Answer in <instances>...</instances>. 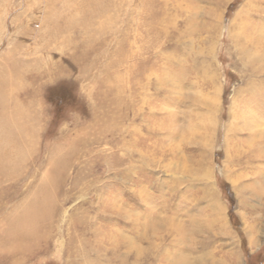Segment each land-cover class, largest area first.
I'll return each instance as SVG.
<instances>
[{
  "label": "rangeland",
  "instance_id": "rangeland-1",
  "mask_svg": "<svg viewBox=\"0 0 264 264\" xmlns=\"http://www.w3.org/2000/svg\"><path fill=\"white\" fill-rule=\"evenodd\" d=\"M246 1L0 0V88L29 128L3 151L0 264H264V2Z\"/></svg>",
  "mask_w": 264,
  "mask_h": 264
},
{
  "label": "bare ground",
  "instance_id": "bare-ground-1",
  "mask_svg": "<svg viewBox=\"0 0 264 264\" xmlns=\"http://www.w3.org/2000/svg\"><path fill=\"white\" fill-rule=\"evenodd\" d=\"M250 0H247L245 2V6L247 3H249ZM260 1H263L264 0H259ZM246 10V8H245ZM102 12V11H101ZM246 14V13H245ZM246 29V28H245ZM242 34V32H241ZM250 34V33H249ZM247 36L246 35V30H245V42L247 41ZM259 37V36H258ZM263 39V38H262ZM259 43V42H258ZM257 43V44H258ZM249 46V45H248ZM249 49V48H248ZM252 58V57H251ZM262 58V57H261ZM257 62H261L263 61L262 63H264V58L263 59H260V57L256 58ZM11 78V77H10ZM12 79V78H11ZM4 82V81H3ZM6 82V81H5ZM11 82V81H10ZM12 83V82H11ZM13 85L9 84V82L6 84V87L10 88L12 87ZM251 87H248V86H245V90H248L250 91ZM256 90V89H254ZM253 92V90L251 91ZM257 94H254V97L255 95L258 97V98H262L263 101H258L255 103V107L256 108H259V106L263 105L264 107V96L261 95V93L263 94L264 90L262 92H260V90L256 91ZM8 95V92H6V90H4L3 88H0V133H8V134H4V136H0V166L3 167V168H7L9 166V162L7 160L8 158V155H3V151H4V147H6L10 142H12L10 139V136L9 135H12L11 133H16L18 134V137L21 141V144H23V149H20V151L18 150L19 152V156L20 158L24 155H22V152L24 153V149L27 147V144H28V138L26 137L29 133V128H27L25 126V124L23 123H20L23 122V118L25 117L24 116V113L22 112L23 110L18 108L17 106H14V104H12L11 106H9L11 109L9 111H7V105H9L7 102V96ZM247 102L249 101H245V106L247 105ZM241 103V102H240ZM242 104V103H241ZM18 105V104H17ZM240 105V104H239ZM240 107V106H239ZM248 107V106H247ZM247 107H245V109H247ZM250 107V106H249ZM237 109V108H236ZM242 109V108H241ZM240 108L234 112H232V110H230V118L232 116V119H236V123L235 125L237 126L238 124H240L241 120L243 119V112ZM249 109V108H248ZM258 110V109H257ZM238 111H239V114H238ZM259 112V111H258ZM245 113V112H244ZM250 113V112H249ZM248 113V114H249ZM260 113V112H259ZM239 116H238V115ZM261 114V113H260ZM236 115V116H235ZM242 116V117H241ZM245 117V116H244ZM250 118V115L249 117ZM252 118V117H251ZM260 120L259 116H258V113L256 114V120ZM244 121V120H242ZM27 122V121H26ZM245 124H241V126H237L236 128V132H239V130L243 128L242 131L246 132L247 134L249 135H253L254 137H256L257 135H260L258 134L256 131L257 130H254L255 128L254 127H257V124L252 121V120H249L247 121V118H245ZM12 123V124H10ZM233 123V121H232ZM244 125V127H243ZM10 126V127H9ZM228 127V126H227ZM230 127V126H229ZM228 127V128H229ZM231 128V127H230ZM254 128V129H253ZM229 130V129H228ZM2 131V132H1ZM16 131V132H14ZM20 133V135H19ZM261 136L264 138V132L261 134ZM226 138V137H225ZM257 139V138H256ZM229 140V139H228ZM236 142V141H235ZM257 149V148H256ZM257 151V150H256ZM227 152V151H226ZM225 152V153H226ZM238 153V152H237ZM227 154V153H226ZM263 180H264V177H263ZM49 195H47L46 197L48 198ZM45 197L46 201L48 200L47 198ZM33 199V198H32ZM37 200V198L35 199V201ZM31 202L30 203H34L35 201L34 200H30ZM37 202V201H36ZM35 202V203H36ZM37 204V203H36ZM35 204V205H36ZM40 204V203H39ZM42 205V204H41ZM33 206H28V207H25L24 210L22 211L20 217L18 219H16V221H14V223H11L10 224V227H7V236H6V242H8V245L9 247L11 248H15V245L14 243H16L18 241V239L23 235L21 234L19 237L18 235L20 233H32L34 232V228H35V222H37L38 218H35L36 216H39L37 214V211L33 210L32 209ZM237 213V212H236ZM35 218V219H33ZM3 232V230H2ZM30 233V234H31ZM34 235V234H33ZM28 236V235H27ZM251 246L252 245H256L257 242L254 241V239H250L249 240ZM13 243V245H12ZM4 248V245H1L0 246V251L1 249ZM257 248V247H256ZM14 250V249H13ZM8 251V250H6ZM1 253V252H0ZM5 254V253H4ZM7 254V253H6ZM26 254V253H25ZM8 255V254H7ZM10 255V254H9ZM5 257V256H4ZM15 257V256H13ZM3 258V257H2ZM6 259V258H5Z\"/></svg>",
  "mask_w": 264,
  "mask_h": 264
},
{
  "label": "trees",
  "instance_id": "trees-1",
  "mask_svg": "<svg viewBox=\"0 0 264 264\" xmlns=\"http://www.w3.org/2000/svg\"><path fill=\"white\" fill-rule=\"evenodd\" d=\"M57 103H59V102H57ZM228 201H229V211H228V215H229V217L232 220L233 219V201H232V199L229 198V196H228Z\"/></svg>",
  "mask_w": 264,
  "mask_h": 264
},
{
  "label": "crops",
  "instance_id": "crops-1",
  "mask_svg": "<svg viewBox=\"0 0 264 264\" xmlns=\"http://www.w3.org/2000/svg\"><path fill=\"white\" fill-rule=\"evenodd\" d=\"M25 236H26V235H22L20 238H21V239H25V238H22V237H25ZM18 237H19V235H18ZM3 243H4V242H3ZM6 244H7V246H8V242H7ZM14 245L17 246V242L14 243ZM9 250H10V249H8V252H9Z\"/></svg>",
  "mask_w": 264,
  "mask_h": 264
}]
</instances>
